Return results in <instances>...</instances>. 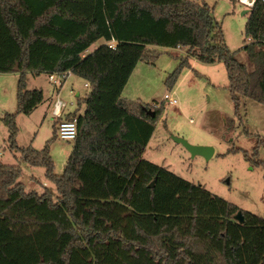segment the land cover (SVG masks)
Listing matches in <instances>:
<instances>
[{
    "label": "trees",
    "instance_id": "trees-1",
    "mask_svg": "<svg viewBox=\"0 0 264 264\" xmlns=\"http://www.w3.org/2000/svg\"><path fill=\"white\" fill-rule=\"evenodd\" d=\"M247 16L245 64L205 3L0 0V74L20 75L17 113L3 118L10 148L44 167L59 193L26 192L21 168L0 159V264H264V217L145 160L162 109L122 98L137 65L155 57L151 47H181L187 54L170 88L192 57L224 64L237 110L241 98L264 106V0ZM100 40L106 44L86 54ZM68 71L90 93L84 114L68 117L77 118L79 135L58 176L49 143L41 151L16 144V118L44 101L41 90H28V73Z\"/></svg>",
    "mask_w": 264,
    "mask_h": 264
},
{
    "label": "rangeland",
    "instance_id": "rangeland-1",
    "mask_svg": "<svg viewBox=\"0 0 264 264\" xmlns=\"http://www.w3.org/2000/svg\"><path fill=\"white\" fill-rule=\"evenodd\" d=\"M190 1L205 3L212 8L229 49L242 63L248 64L242 51L248 19L243 12L250 9L241 5L239 0ZM105 44V40H100L90 47L88 54ZM151 50L155 51V57L137 65L122 94L128 102L162 109L143 158L191 183L202 185L212 195L242 211L264 217V106L241 98L237 110L228 88L224 64H205L192 57L189 66L182 70L178 81L170 88L166 81L178 69L187 51L161 47H151ZM19 79V74H0V158L6 165L21 168L19 182L25 186L26 192L42 194L50 191L57 200V187L46 178V169L22 161L21 154L10 148L9 129L3 118L6 114L17 113ZM85 84L83 79L71 76L60 87L51 82L46 73L27 75L28 90H41L44 101L31 115H17L16 144L21 149L41 151L49 143L54 173L58 176L65 173L74 142L57 137L58 123L64 117H55L53 106L60 98L66 103L64 116L66 112L83 115L84 99L90 93ZM78 92L81 93L79 97ZM166 94L175 96L178 104L169 106L164 101ZM173 137L183 138L195 146L212 147L215 153L210 160L202 156L193 158ZM255 150L257 157H254ZM44 183L48 189L43 187Z\"/></svg>",
    "mask_w": 264,
    "mask_h": 264
},
{
    "label": "built area",
    "instance_id": "built-area-1",
    "mask_svg": "<svg viewBox=\"0 0 264 264\" xmlns=\"http://www.w3.org/2000/svg\"><path fill=\"white\" fill-rule=\"evenodd\" d=\"M257 0H239V3L241 5H244L245 7L252 9ZM117 42L115 40H112L107 43V45L111 49L116 48ZM177 50H181V47H178ZM73 74L68 71L65 72L63 75L62 74H52L49 75V78L51 82H53L55 85L58 84L60 87H63L64 84L66 83V80L72 76ZM86 88H90V84L86 83L85 84ZM74 93V91H72ZM164 101L168 102L169 106H176L178 104V100L173 96L172 94H166L164 97ZM66 103L62 101L60 98L56 100L53 106V115L57 118H61L62 116V111L65 109ZM79 135V128H78V120L77 118L74 119H66L62 120L58 123L57 127V137L66 142H75L78 138Z\"/></svg>",
    "mask_w": 264,
    "mask_h": 264
},
{
    "label": "water",
    "instance_id": "water-1",
    "mask_svg": "<svg viewBox=\"0 0 264 264\" xmlns=\"http://www.w3.org/2000/svg\"><path fill=\"white\" fill-rule=\"evenodd\" d=\"M250 11H244L243 15H247ZM174 141L182 144L192 155L193 158H195L196 156H202L204 158H206L207 160H210L214 153L215 150L212 147H208V146H195L190 144L187 140L180 138V137H173ZM150 188H154L155 187V181L152 182V184L149 185ZM234 219L239 222V223H244V217L242 215V212H239Z\"/></svg>",
    "mask_w": 264,
    "mask_h": 264
},
{
    "label": "crops",
    "instance_id": "crops-1",
    "mask_svg": "<svg viewBox=\"0 0 264 264\" xmlns=\"http://www.w3.org/2000/svg\"><path fill=\"white\" fill-rule=\"evenodd\" d=\"M86 54H88V52L86 53ZM72 76H75V75H72ZM71 77V76H70ZM77 77V76H76ZM69 79V78H68ZM67 79V80H68ZM66 80V81H67ZM86 82V81H85ZM87 83V82H86ZM75 84V83H74ZM73 84V85H74ZM90 89V88H89ZM72 91H74V90H72ZM74 93H75V91H74ZM78 97L79 96H81V93L80 92H78L77 94H76ZM70 115H72V113L71 112H66V114H65V116H64V113H63V111H62V116H61V118H63L64 117V119L63 120H66V119H68V117L70 116ZM77 116H79V115H77ZM1 159V158H0ZM43 187L46 189H48L49 188V186L47 185V183H44V185H43ZM37 193V192H36ZM39 194V193H38ZM43 194V193H42ZM41 195V194H40Z\"/></svg>",
    "mask_w": 264,
    "mask_h": 264
}]
</instances>
